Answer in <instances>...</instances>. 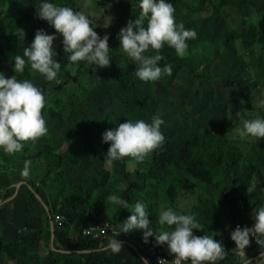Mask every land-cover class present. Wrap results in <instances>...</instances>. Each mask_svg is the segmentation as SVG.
<instances>
[{
	"label": "trees",
	"instance_id": "1",
	"mask_svg": "<svg viewBox=\"0 0 264 264\" xmlns=\"http://www.w3.org/2000/svg\"><path fill=\"white\" fill-rule=\"evenodd\" d=\"M21 1L0 0V72L4 73L5 78L13 76L12 64L14 63V57L17 55L23 56V48L30 44L37 29H43L45 34L53 32L47 27L43 19L36 17L33 6L17 5ZM51 1L62 6L67 5L74 10L76 7V2L72 0ZM110 1L113 3L114 9L105 8L104 11L107 15L112 16V22L106 29L99 27V24L94 28L98 35L106 32L109 36L110 62L107 67H100L105 92L122 103H128L135 96L136 89L142 86H155V84L162 87L172 86L179 70L183 67V63L175 55L174 49L166 45L160 50L163 59L159 63L160 66L165 64L171 66L172 72L170 75H163L161 79L153 82H142L133 75L134 62L117 51L119 50L117 33L128 20L135 19V15L138 14L136 0ZM169 2L175 9V21L182 22L185 28H190L191 15H209L216 7L234 6L250 9L256 4L262 3L264 5V0H169ZM261 15L264 16V8ZM256 32L257 28L250 26L244 28L240 33L230 32L228 39L239 38L243 42L244 48H249L255 45ZM56 42L58 43V49L63 52L58 35L56 36ZM187 43L191 44L192 42L189 40ZM56 57H58L57 61L61 63L58 82L54 86L56 90H64V86L68 85L74 86L72 91L85 90L82 89L84 80L80 76L85 73L93 81L91 66L86 67L83 62L71 63L66 60V57L64 60L58 55ZM250 59L249 66L251 69L262 65V54L257 49L251 52ZM28 69L26 63L24 71L18 73L16 78L18 80L29 79ZM79 72L81 73L78 76ZM210 77L214 83L221 84L224 87L242 85L251 87L250 80L244 77L225 78L212 75ZM46 90L47 85L45 84L41 88L44 95ZM48 101L59 104L68 121L73 119L74 112L78 108L73 94L69 93L66 98L50 96ZM260 111L264 115V108H260ZM108 123L107 118L106 124ZM106 126L111 129L109 125ZM221 126L222 123H216L213 129ZM203 135L192 132L186 137L179 132L172 141L164 139L163 144L151 152V159L146 161V167L142 170L136 169L133 172L134 177L123 188H117L116 186L119 183H114L113 194L126 199L129 207L137 200L144 202L147 206L149 204L144 198V192L151 180H155L162 185L164 197L170 203L174 201L181 190L192 191L195 187L212 186L213 196L210 198L199 196L197 203L192 205L190 209V214L197 220L198 227V229H193V234L200 236L199 226H203L221 238L228 224L233 222L249 223L251 210H255L261 202H264V198L260 199L259 196L254 194V191H249L251 181L255 178L260 182L261 194L264 196V174L257 171V166H264V154L252 151V156L259 157L257 163L253 164L248 161L249 168L239 174L233 169L234 166L231 164L233 160L229 157L231 155L228 154V151L221 144L208 143L213 141V137L216 139L215 135L212 133L205 138ZM23 151L27 150L24 148ZM226 158H228L227 163L229 164H226ZM44 159L50 169L65 164H73L79 160L77 154L70 149H66L62 154L47 153L44 155ZM239 161L237 158L234 165ZM61 173V169L53 173V188H45L48 184L37 186L33 180H29L21 186L28 197L24 228L20 230V235L9 244L0 238V264H142V258H147L149 264H154L152 258L143 249H136L134 244L124 238L117 239L122 243V247L118 253L113 254L107 248L110 239L100 240L89 236L74 235L75 230L80 225L99 222L101 215L105 213L106 209L110 208L96 197L89 196L91 189L96 188L100 183L97 184L98 180L87 181L83 177L78 185L65 189L59 204V211L50 210L51 213L47 216V219H50L49 221L53 222L55 213H61L65 217L64 224L61 227L52 225L53 246L51 244L52 231L48 220V235H45L42 229H34L33 219L37 205L42 206L43 201L48 202L52 194L58 195L61 192V188L58 186ZM120 173L124 174L123 171H120ZM101 178H103V175L100 176ZM15 182L17 181L15 180ZM13 193V188L7 190L4 199L10 197ZM240 201L244 202L243 208H241ZM10 203L11 201L5 202L0 208V219L5 218ZM113 207L117 210L113 213L110 223L118 225L128 217L130 211L126 212V208ZM222 214H226L228 217L223 219ZM23 231H26V235L23 234ZM134 236L135 240H142V230L135 231ZM41 244L45 247L46 254H41L36 250ZM144 245L155 247L165 256H172L168 253L166 246L157 245L152 236L148 237V242ZM33 247L34 251L29 250ZM229 255H231L229 251L225 252L224 258L217 261L216 264H230L233 258H230ZM227 260L229 263L226 262Z\"/></svg>",
	"mask_w": 264,
	"mask_h": 264
},
{
	"label": "rangeland",
	"instance_id": "2",
	"mask_svg": "<svg viewBox=\"0 0 264 264\" xmlns=\"http://www.w3.org/2000/svg\"><path fill=\"white\" fill-rule=\"evenodd\" d=\"M72 1L76 2L75 11H82L93 18L95 14L100 13L101 20L107 15L102 12V8H106L105 5L110 4L107 9H114L110 0H91V4L87 7L85 0ZM50 2L54 1L50 0ZM17 5L33 6L34 9H38L39 0H22ZM263 8L262 3L256 4L250 9L221 6L216 7L209 15H191L190 28L195 29L197 36L194 40H190L192 43L188 44L187 55L183 58L179 57L183 67L179 70L175 83L170 87H162L159 84L142 86L136 89L135 96L128 103H122L105 92L100 67L91 66L93 81L87 73L80 75L84 80L82 89L85 90L72 91L74 86L71 85L64 86V90H56L54 86L57 82L45 81L28 66L27 74L30 77L27 80H30L39 89L43 85H47L45 104L41 115L45 119L48 131L35 143L26 142L24 146L26 152L23 151V148L21 152L15 153V155H21L23 161L27 159L32 162L29 175L21 176L22 164H19L21 167L9 165V171L12 172L15 168V173L18 177L23 178L22 181L33 180L37 186L48 184L45 187L48 188L52 187L53 173L61 169V179H59L58 185L61 192L58 195L52 194L49 199L52 211H58L57 207L59 206L57 205L61 203L65 189L78 185L83 177L87 181L98 180L97 184L100 183L96 188L91 189L89 196L96 197L110 208L106 209L100 217L101 220L97 223L111 222L113 213L117 209L113 207L115 205L107 201V195L113 194L114 183H119L117 188H123L134 177L133 172L136 169L142 170L146 167V161L151 159L152 154L146 156L143 162H135L129 157H124L118 162L109 164L107 160L103 159L108 143L101 142V134L108 130L106 125L112 129L125 119H140L150 123L151 117L158 114L164 120L160 131L165 140L172 141L179 132L186 137L192 132L204 134V138L213 133L216 139L213 137V141L208 143L221 144L231 155L229 157L233 160L232 163L230 161L234 166L233 169L242 174L249 168L248 161L253 164L258 161L259 157L252 156V151L264 154V138L260 140L255 138L240 139L236 135V129L242 127L243 119L254 118L257 115L264 116L258 107L259 102L264 100V16L261 15ZM45 23L53 32L55 31L46 21ZM100 23L101 21H97V25ZM250 26L257 28L254 46L244 48V44L239 38L228 39L230 32L240 33L244 28ZM53 45L56 52L54 59L57 60L56 56L58 55L64 60L66 56L58 49L56 37L53 40ZM256 49L262 54V65L251 69L249 66L251 52ZM210 75L225 78H248L252 88L249 85L224 87L214 83ZM69 93L75 96L78 108L74 112L73 119L68 121L59 104L49 102L48 98L50 96L66 98ZM107 118L108 124H106ZM216 123H222V126L213 129ZM66 149L76 153L79 160L73 164L48 168L44 155L52 152L62 154ZM27 156L29 157L25 158ZM8 157L9 155L6 154V161ZM237 158L240 161L234 165ZM227 159H225L226 164H229ZM0 169L6 170L2 166ZM120 171H123L124 174H121ZM257 171L264 174V166H257ZM101 175L103 178L100 179ZM259 184L257 179H252L249 191H254L256 196L263 199ZM163 190L160 183L151 180L144 192V198L149 204L146 206V210L149 212L148 219L151 222L150 226L155 231L161 230L156 225L155 219L161 206L190 213L192 205L197 203L199 196L208 198L213 196L212 186L195 187L192 191L181 190L174 201L170 203L164 197ZM128 211L130 210L126 209V212ZM42 217L43 221L46 220L44 215ZM226 217H228L226 214H222L223 219ZM33 223H35L34 220ZM120 223L112 224L115 232L119 230ZM20 228L23 229L22 223H20ZM199 230L200 236L206 235L208 232L203 226H199ZM135 231L137 230L134 229L128 233L119 232L115 235V239L124 238L134 244L138 250L145 251V248H155L145 246L142 240H135ZM25 233L26 231H23L24 235H26ZM112 238L113 234L109 239ZM44 248L41 244L36 250L41 254H46ZM29 250L34 251V247Z\"/></svg>",
	"mask_w": 264,
	"mask_h": 264
},
{
	"label": "clouds",
	"instance_id": "3",
	"mask_svg": "<svg viewBox=\"0 0 264 264\" xmlns=\"http://www.w3.org/2000/svg\"><path fill=\"white\" fill-rule=\"evenodd\" d=\"M91 0H85L89 6ZM105 7H110L105 5ZM138 14L135 19L128 20L117 33L119 50L130 61L134 62L133 75L142 82H153L163 75H170L172 68L165 64L160 66L163 56L160 50L166 45L174 49L177 57L187 55L189 40L197 36L195 29L185 28L182 22H176L174 7L169 0H136ZM36 17L43 19L55 31L45 34L37 29L27 47L23 48V56L14 57L12 68L14 75L5 78L0 72V151L7 155L21 152L26 142L35 143L47 134V127L41 110L45 104V95L30 80H18L16 74L24 71L25 64L38 73L45 81L58 82L61 63L54 59L53 40L60 37L66 60L71 63L84 62V65L107 67L110 62L109 36L105 32L98 35L99 27L106 29L112 16L100 19L82 11H75L67 5H59L50 0H39ZM102 12L105 14L104 8ZM258 107L264 108V100ZM164 120L154 114L150 123L144 120L125 119L112 129L101 134V142H107L108 148L103 159L109 164L129 157L135 162H143L154 149L164 142L160 131ZM240 139L264 138V116L246 118L242 127L236 129ZM31 161L25 159L21 176L29 175ZM107 201L118 209L130 210L128 217L120 223L119 230L114 232L108 241L107 248L113 253L121 250L122 243L115 239L119 232L142 230V242L147 243L148 237H154L157 245H165L172 255L173 264H216L225 256L222 244L210 235L196 236L193 229H198L197 220L190 213H183L171 207L161 206L155 216L160 231H154L148 219L146 204L137 200L129 207L126 199L116 194L107 195ZM251 226L237 225L229 233L235 248L242 250L249 244L251 236L260 248V256L264 255V202L255 210H251ZM142 264H149L147 258L141 259ZM247 264V262H245Z\"/></svg>",
	"mask_w": 264,
	"mask_h": 264
},
{
	"label": "crops",
	"instance_id": "4",
	"mask_svg": "<svg viewBox=\"0 0 264 264\" xmlns=\"http://www.w3.org/2000/svg\"><path fill=\"white\" fill-rule=\"evenodd\" d=\"M26 152V151H25ZM28 155V154H27ZM21 155H9L6 161V154L0 151V167L2 166L6 170L0 169V207L4 205L5 202L11 201L9 206L7 207V213L4 219H0V238L5 243H11L13 242L18 235H20V223H22V226L24 228V217L26 212V203H27V196L25 195L24 191L22 190L21 186L25 184V180L22 181L23 178H20L15 173V168L11 171H9L8 166L13 165L14 167H17L22 164L23 160ZM29 156L25 157L28 158ZM21 159V160H19ZM32 163V162H31ZM8 168V169H7ZM15 180L17 182H15ZM20 180V181H19ZM13 182H15L13 184ZM13 188L14 193L4 199V194L7 192V190ZM264 198V197H263ZM59 206V205H57ZM60 207V206H59ZM59 207H57L59 211ZM50 208V209H49ZM52 205L50 200L48 202L42 203V206L38 205L36 208L35 214H34V222L33 227L34 229H42L44 231L45 235H48V224L47 216L52 211ZM42 215L45 216V219L43 221ZM39 224V225H38ZM49 226L51 228V244L54 245V235H53V227H52V221H49ZM19 227V228H18ZM20 229V230H19ZM206 235L213 236V239L218 240L220 237H217L214 235L212 231H208ZM223 236H221L222 238ZM224 247H226V250H228L231 255L230 258H233V261L230 264H264V255L260 256V248L256 245H253L251 242L245 248L242 250V252L235 248L234 242L226 241L224 243ZM247 250V254H243L244 250ZM229 263V261H226Z\"/></svg>",
	"mask_w": 264,
	"mask_h": 264
},
{
	"label": "built area",
	"instance_id": "5",
	"mask_svg": "<svg viewBox=\"0 0 264 264\" xmlns=\"http://www.w3.org/2000/svg\"><path fill=\"white\" fill-rule=\"evenodd\" d=\"M240 204H241V208H243L244 204L242 201H240ZM64 221H65V217L63 214L61 213L54 214V220L52 222L54 225L61 227L64 224ZM106 222L91 223L89 225H80L78 229L75 230L74 235H82L84 237L89 236L93 239L108 240L112 236V234H114L115 229L112 226V223L108 221ZM252 223L253 221L252 219H250L249 223L247 224H243L241 222H233V223L228 224L225 227L223 235H222L223 237L218 239V241L222 244L225 252H227L228 250H226V247H224V243L226 241L231 240L229 237V233L232 231V229L235 228L237 225H240L242 227L243 226L250 227ZM231 242H234V241L231 240ZM249 242H251L253 245L258 246L251 236L249 237ZM145 251L152 258V260L154 261V264H173L172 256L170 257L165 256L162 253H159L155 248H145ZM247 252L248 251L245 249L243 251V254H247ZM185 264H188V262H185Z\"/></svg>",
	"mask_w": 264,
	"mask_h": 264
}]
</instances>
